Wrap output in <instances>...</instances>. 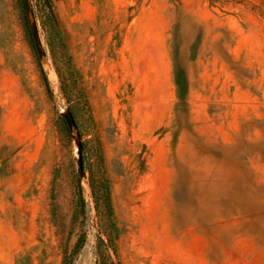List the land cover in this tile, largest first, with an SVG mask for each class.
<instances>
[{
  "label": "rangeland",
  "instance_id": "obj_1",
  "mask_svg": "<svg viewBox=\"0 0 264 264\" xmlns=\"http://www.w3.org/2000/svg\"><path fill=\"white\" fill-rule=\"evenodd\" d=\"M0 264H264V0H0Z\"/></svg>",
  "mask_w": 264,
  "mask_h": 264
},
{
  "label": "water",
  "instance_id": "obj_2",
  "mask_svg": "<svg viewBox=\"0 0 264 264\" xmlns=\"http://www.w3.org/2000/svg\"><path fill=\"white\" fill-rule=\"evenodd\" d=\"M63 115L66 118L68 123L72 122V115H71L70 111L64 112ZM82 160H83V154H82L81 145L79 144V161H80V166L81 167H82Z\"/></svg>",
  "mask_w": 264,
  "mask_h": 264
},
{
  "label": "trees",
  "instance_id": "obj_3",
  "mask_svg": "<svg viewBox=\"0 0 264 264\" xmlns=\"http://www.w3.org/2000/svg\"><path fill=\"white\" fill-rule=\"evenodd\" d=\"M45 79H46V81H47V83H48V78H47V76L45 75Z\"/></svg>",
  "mask_w": 264,
  "mask_h": 264
}]
</instances>
